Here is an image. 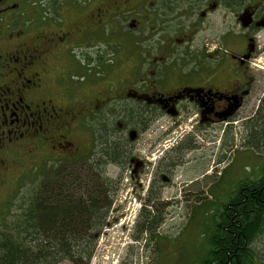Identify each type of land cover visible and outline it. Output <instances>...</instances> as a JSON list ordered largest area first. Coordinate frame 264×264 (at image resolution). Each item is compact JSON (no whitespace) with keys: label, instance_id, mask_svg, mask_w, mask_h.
<instances>
[{"label":"flooded vegetation","instance_id":"obj_1","mask_svg":"<svg viewBox=\"0 0 264 264\" xmlns=\"http://www.w3.org/2000/svg\"><path fill=\"white\" fill-rule=\"evenodd\" d=\"M261 59L264 0H0V192L13 195L24 171L12 178L11 166L24 160L79 163L113 141L127 151L107 163L112 176L131 167L145 198L173 187L198 161H186L196 137L214 142L248 107ZM164 122L172 129L154 144L188 123L192 133L148 163L139 141ZM187 141L196 146L180 150Z\"/></svg>","mask_w":264,"mask_h":264},{"label":"trees","instance_id":"obj_2","mask_svg":"<svg viewBox=\"0 0 264 264\" xmlns=\"http://www.w3.org/2000/svg\"><path fill=\"white\" fill-rule=\"evenodd\" d=\"M193 142H182L179 149L196 146ZM122 144L113 141L103 154L79 163L61 159L38 167L35 185L12 195L0 214V264H89L122 185L107 168L109 161L126 163ZM217 183L196 209L205 207L210 215L203 231L207 245L197 264H261L252 243L264 225V165L226 190L221 201ZM161 195L151 190L145 199L137 224L141 235H155L163 224L160 213L170 203L159 204Z\"/></svg>","mask_w":264,"mask_h":264},{"label":"rangeland","instance_id":"obj_3","mask_svg":"<svg viewBox=\"0 0 264 264\" xmlns=\"http://www.w3.org/2000/svg\"><path fill=\"white\" fill-rule=\"evenodd\" d=\"M116 30L113 31L117 32ZM111 35L115 33L111 32ZM112 44L105 48L110 58L115 56L118 59L121 55L119 37L115 38ZM98 48H101L100 44L94 46L95 50ZM263 61L261 59L256 63L264 66ZM255 69L254 73L260 79V84L248 107L238 113L234 122L224 123L217 129V138L214 142L209 143L201 136L196 137L197 147L188 154L186 161H198L194 165H184L177 169L173 187L163 189L159 204L168 201L170 205L161 210L160 215L164 222L155 235L151 233L141 235L138 231L140 209L146 199L145 190L141 189L137 182L131 183L129 180L131 167L121 170L125 179L121 180L122 185L110 211L108 225L102 231L95 256L89 264L198 263L200 252L207 245L203 231L205 225L210 223L208 220L210 215L205 207L196 213L197 206L205 201L199 199L210 197L211 190L213 191V186L218 181L216 197L221 201L226 190L231 189L239 180L252 177L256 168L264 165V115L259 117L258 107L264 103L260 102L264 93V71ZM171 129V124L165 122L152 127L141 136L137 153L145 159L152 158L150 152L158 156V150L164 149L160 146L166 140L168 141L166 145H170L179 142L187 133H192L191 123H188L187 126L172 130L160 144L153 143V137L165 134ZM257 140L260 143L257 144ZM147 161L149 163L148 159ZM50 162L52 161L36 160L34 157L24 160L20 166H11L12 178L24 171L23 178L18 182L25 184L15 187L12 191L13 196L14 194L20 196L25 187L34 186L32 181L35 179L36 169ZM121 171L117 167H110V172L116 176L120 175ZM14 180H11L9 187L15 186ZM6 193L5 190L0 192V200H7L2 204L0 201V214L4 207L11 203L12 195L7 197L9 194ZM153 213H157L156 208ZM252 244L259 252L261 264H264V225ZM59 264L73 263L63 261Z\"/></svg>","mask_w":264,"mask_h":264}]
</instances>
